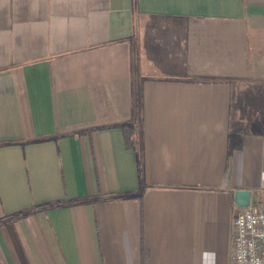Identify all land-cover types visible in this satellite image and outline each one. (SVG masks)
<instances>
[{
	"label": "crops",
	"instance_id": "obj_1",
	"mask_svg": "<svg viewBox=\"0 0 264 264\" xmlns=\"http://www.w3.org/2000/svg\"><path fill=\"white\" fill-rule=\"evenodd\" d=\"M237 189L264 0H0V264H228Z\"/></svg>",
	"mask_w": 264,
	"mask_h": 264
},
{
	"label": "built area",
	"instance_id": "obj_2",
	"mask_svg": "<svg viewBox=\"0 0 264 264\" xmlns=\"http://www.w3.org/2000/svg\"><path fill=\"white\" fill-rule=\"evenodd\" d=\"M232 226L233 252L228 264H264V197L238 208Z\"/></svg>",
	"mask_w": 264,
	"mask_h": 264
},
{
	"label": "trees",
	"instance_id": "obj_3",
	"mask_svg": "<svg viewBox=\"0 0 264 264\" xmlns=\"http://www.w3.org/2000/svg\"><path fill=\"white\" fill-rule=\"evenodd\" d=\"M121 127L124 132V139L127 148H134L141 143V120L133 117L129 120L123 121ZM52 205V203H45L44 206Z\"/></svg>",
	"mask_w": 264,
	"mask_h": 264
},
{
	"label": "water",
	"instance_id": "obj_4",
	"mask_svg": "<svg viewBox=\"0 0 264 264\" xmlns=\"http://www.w3.org/2000/svg\"><path fill=\"white\" fill-rule=\"evenodd\" d=\"M252 191L249 189H237L234 192V201L237 208H246L251 204Z\"/></svg>",
	"mask_w": 264,
	"mask_h": 264
}]
</instances>
